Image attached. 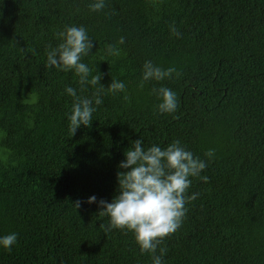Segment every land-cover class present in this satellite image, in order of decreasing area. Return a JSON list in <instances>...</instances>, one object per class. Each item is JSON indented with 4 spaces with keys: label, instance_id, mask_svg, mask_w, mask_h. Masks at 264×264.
<instances>
[{
    "label": "trees",
    "instance_id": "trees-1",
    "mask_svg": "<svg viewBox=\"0 0 264 264\" xmlns=\"http://www.w3.org/2000/svg\"><path fill=\"white\" fill-rule=\"evenodd\" d=\"M91 2L0 0V147L9 153L0 161V236L18 234L11 251L0 248V264H152L131 232L103 233L107 217L87 203L111 202L118 165L141 137L145 147L178 139L201 159L214 150L207 182L193 178L188 195H199L182 226L160 244L164 264H264V0H105L99 12ZM68 25L93 39L84 58L93 75L105 87L123 80L130 97L104 96L74 135L64 89H93L45 66ZM146 60L179 75L141 90ZM160 86L176 92L175 113L154 111Z\"/></svg>",
    "mask_w": 264,
    "mask_h": 264
},
{
    "label": "clouds",
    "instance_id": "clouds-1",
    "mask_svg": "<svg viewBox=\"0 0 264 264\" xmlns=\"http://www.w3.org/2000/svg\"><path fill=\"white\" fill-rule=\"evenodd\" d=\"M105 7V0H92L89 8L99 12ZM177 37L180 33L173 26ZM59 41L55 46L49 45L46 52V67L57 68L64 72H72L78 78L79 89L83 92L91 87V96H82L76 87L66 86L64 93L72 98L71 109L67 113L69 131L72 135L81 126H89L97 107L104 102V96L112 95L130 102L127 85L123 80L112 79L105 87L100 81L102 74L93 75L92 68L84 62L93 48V39L84 26L68 25L56 33ZM118 43L123 45L125 38L120 37ZM105 51L110 56H119L121 49L113 44H106ZM179 73L175 67L162 68L151 60H146L142 67L139 88L150 81L161 82L173 78ZM123 94V95H122ZM157 104V114H173L179 101L176 92L166 86L153 88ZM125 159L118 168L124 171L117 173V194L111 202L95 195L87 198V203H98L101 217H107L106 223H100L99 229L106 235L114 229L126 230L133 234L140 252L151 254L152 264H164L166 249L160 248L161 242L175 233L183 223L187 214L186 205L195 200L198 193L188 195L193 178L199 177L207 182L208 177L201 173L208 167L214 157V150L205 153L208 159L194 155L176 139L167 146L152 144L144 146L141 137L131 141L124 152ZM76 208L80 203L75 204ZM18 242L15 232L0 236V248L11 251ZM159 249V251H158Z\"/></svg>",
    "mask_w": 264,
    "mask_h": 264
},
{
    "label": "rangeland",
    "instance_id": "rangeland-1",
    "mask_svg": "<svg viewBox=\"0 0 264 264\" xmlns=\"http://www.w3.org/2000/svg\"><path fill=\"white\" fill-rule=\"evenodd\" d=\"M2 140V135L0 134V142ZM9 157V153L6 152L5 150H3L1 147H0V161L1 160H6L7 158Z\"/></svg>",
    "mask_w": 264,
    "mask_h": 264
}]
</instances>
